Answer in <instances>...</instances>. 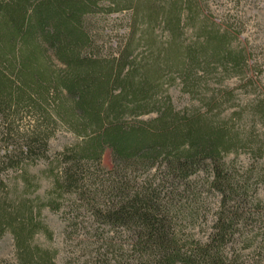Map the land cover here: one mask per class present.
<instances>
[{
    "label": "trees",
    "instance_id": "trees-1",
    "mask_svg": "<svg viewBox=\"0 0 264 264\" xmlns=\"http://www.w3.org/2000/svg\"><path fill=\"white\" fill-rule=\"evenodd\" d=\"M223 1L0 0V264H57L45 209L87 264H264V59Z\"/></svg>",
    "mask_w": 264,
    "mask_h": 264
},
{
    "label": "rangeland",
    "instance_id": "rangeland-1",
    "mask_svg": "<svg viewBox=\"0 0 264 264\" xmlns=\"http://www.w3.org/2000/svg\"><path fill=\"white\" fill-rule=\"evenodd\" d=\"M226 3V2H225ZM246 3V4H245ZM215 5L221 7L224 5L223 0H215ZM222 8V7H221ZM239 16L243 22L244 33L242 35V43L252 52L256 57L264 59V0H251L244 2L239 8ZM241 13V14H240ZM264 80V77H263ZM230 88H235L238 85L237 80H231L227 82ZM169 94L172 97L174 106L178 110H183L186 107L197 106L198 103L190 99L189 96L184 95L181 92L180 87H173L169 90ZM241 102H245L248 97L240 95ZM75 138L68 133L62 132L58 134L50 142V154L54 155L61 152L64 148L75 143ZM235 161L238 165H246L248 163L247 156L241 154L237 158L235 155H231L227 158V162ZM104 162L107 168H110L111 156L107 152L104 158ZM45 170V165L40 164L38 167L32 168L31 172L41 177V189L38 191L37 196L41 199L45 198L46 192L51 189V181L41 176V172ZM203 177V175H201ZM259 197L264 200V190H261ZM210 202L214 205L216 198H210ZM43 218L50 231L53 234V241L49 242L43 236H38L35 240L36 243L43 247H49L59 251L57 264H87L90 257H83L80 253L82 245H77L78 242H67L65 240V222L60 214H54L48 209L43 212ZM16 255V249L14 245L13 237L10 234L5 235L0 239V261H14ZM250 264V263H249Z\"/></svg>",
    "mask_w": 264,
    "mask_h": 264
}]
</instances>
